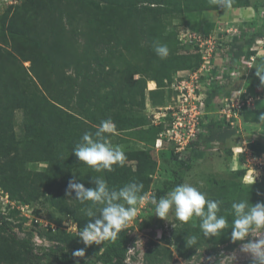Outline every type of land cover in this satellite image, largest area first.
Masks as SVG:
<instances>
[{"label": "rangeland", "instance_id": "rangeland-1", "mask_svg": "<svg viewBox=\"0 0 264 264\" xmlns=\"http://www.w3.org/2000/svg\"><path fill=\"white\" fill-rule=\"evenodd\" d=\"M29 1L0 0V36L3 23L15 16L25 21L36 19L38 11L33 4L29 5ZM237 3L239 1L232 0L231 6ZM185 16L182 13L164 14L161 21L166 32L174 36L177 50L190 57L192 67L173 71L156 93H147L144 108L140 111L147 122L144 126L121 129L115 125V134L108 140L123 151L146 150L155 160V168L141 195L150 197L154 194L159 198L179 184L190 183L207 193V198L221 202L218 215L228 220L226 229L231 232L233 202L248 199L253 204L264 202V123L254 121L256 115L264 112V85L256 75V68H264V24L258 28L262 31L261 38L247 47L243 55L235 56L229 49L230 37L227 41L221 38L222 33L228 34L225 33L226 27L215 28L213 23L192 27L187 18L197 23V15ZM231 24L233 28L239 26L235 20ZM246 27L250 31L253 26ZM240 28L243 31L241 24ZM229 29L234 34L235 29ZM198 34L206 38L210 36L214 45L212 50L208 48L209 43L198 46L196 42H189V36ZM47 40L45 36L41 38V48ZM43 52L41 49L39 54ZM19 56L23 65L28 67L30 61L24 60L20 53ZM148 84L152 85L147 81L146 89ZM183 110L191 116L195 113L193 120H189L195 124V136L181 146L169 135L175 129L176 117L184 114ZM25 122L23 108L15 109L14 138L0 141V157L5 158L9 166H14L18 180V193L10 195L3 187L0 174V221L7 227V230L0 227V264H58L48 256L29 258L12 241L13 236L32 242L36 253L44 248H54L59 253L83 249L84 256L76 257L69 264H93L107 241L86 247L77 236L78 230L90 221L85 208L91 203L81 204L75 199L74 192L71 196L66 194L68 181L73 177L66 168L60 170L59 164L58 170L47 176L41 175L48 161L35 160L42 147L37 136L25 133ZM213 122H218L224 132L204 142L202 137L207 135L208 125ZM151 126L159 130L154 140L150 133L141 131ZM157 138L161 139L159 146L156 145ZM66 152L70 154V151ZM180 160H186L190 167L182 166ZM80 164L82 177L79 183H83L84 174L91 168L83 162ZM135 167V161L125 160L120 168L134 170ZM253 169L258 175L255 183L249 186ZM55 189H59L66 202L72 205V211L56 206L44 192H54ZM153 211L151 203L137 205V216L128 225L124 264H249V256L241 251L242 242L232 241L231 235L204 238L199 219L193 217L187 224L191 230L198 228L193 230L198 243L189 247L185 237L181 242L176 239L178 235L183 238V224L171 213L169 220H164L152 214ZM78 214L81 223L76 220ZM191 230L187 237L192 236Z\"/></svg>", "mask_w": 264, "mask_h": 264}, {"label": "trees", "instance_id": "trees-1", "mask_svg": "<svg viewBox=\"0 0 264 264\" xmlns=\"http://www.w3.org/2000/svg\"><path fill=\"white\" fill-rule=\"evenodd\" d=\"M237 1L236 6L250 3L249 0ZM260 1L264 7V0H255L256 3ZM29 2L38 11L36 19L25 21L15 16L3 23L0 36V141L14 138L13 113L15 109L23 108L25 133L37 136L42 147L35 160L48 161L41 175L47 176L58 170L59 164L60 170L66 168L76 182H81V162L72 150L84 132H95L103 120H110L121 129L144 126L147 122L140 111L144 108L147 93H156L173 71L192 67L190 57L177 50L174 36L166 32L161 17L169 13L218 9L209 0ZM257 7L254 5V9ZM44 36L48 40L41 48ZM260 36L261 30L251 35L246 40L245 49ZM154 42L167 45V59L156 56ZM41 49H44L42 55L39 54ZM241 52L243 47L240 46L235 56ZM19 53L24 55V60L30 61L28 67L23 65ZM148 80L155 81V89H146ZM257 117L254 121H258ZM141 131L150 133L154 140L159 130L151 126ZM223 132L222 126L213 122L202 139L206 142ZM123 152L126 160L135 161L134 170L114 166L112 172L97 173L91 169L83 176L85 188L95 187L92 178L97 176L105 179L110 188L118 189L133 180L144 185L153 173L155 160L146 150ZM179 163L185 168L190 167L186 160ZM15 171L13 165L9 166L5 158L0 157L3 187L10 195L18 193ZM44 192L56 206L72 211V205L66 202L59 189ZM76 220L82 222L79 214ZM0 227L7 230L2 221ZM182 230L183 238L176 235L179 242L189 236L191 228L183 224ZM193 230L192 236L195 235ZM127 232L128 227L121 231L115 242L107 241L93 264H124L128 249ZM230 233L225 228L221 235L227 238ZM12 241L29 258L48 256L58 264L76 260L73 253H59L54 248H44L36 253L32 242L26 239L13 236Z\"/></svg>", "mask_w": 264, "mask_h": 264}, {"label": "clouds", "instance_id": "clouds-1", "mask_svg": "<svg viewBox=\"0 0 264 264\" xmlns=\"http://www.w3.org/2000/svg\"><path fill=\"white\" fill-rule=\"evenodd\" d=\"M217 8H230L232 0H209ZM153 51L161 60L169 56L165 44L154 42ZM256 75L264 85V68H256ZM258 122L264 123V112L259 113ZM115 125L110 120L101 121L95 132H84L80 141L72 150L78 161L95 172H112L114 166L122 167L126 155L119 146H113L108 137L115 134ZM258 173L253 169L248 185L255 183ZM95 187L85 188L76 182L75 177L68 181L66 194L75 193V199L81 204L90 202L85 208V215L92 218L86 226L78 230L77 236L87 246L101 245L105 241L115 242L122 230L137 216V205L146 202L154 206L155 214L160 219L169 220L171 214L176 221L187 224L193 217L199 219V228L204 238L221 235L228 227V220L220 212V201L207 198V193L190 183L174 187L165 196L157 198L154 194L141 195L144 185L135 180L116 189L110 188L100 176L92 178ZM234 219L231 226L232 241L242 242L241 251L249 256V264H264V202L250 203L248 200L233 202L231 205ZM197 236L186 237V245L195 246ZM83 257L84 250L73 253Z\"/></svg>", "mask_w": 264, "mask_h": 264}, {"label": "crops", "instance_id": "crops-1", "mask_svg": "<svg viewBox=\"0 0 264 264\" xmlns=\"http://www.w3.org/2000/svg\"><path fill=\"white\" fill-rule=\"evenodd\" d=\"M254 5H257V9H254ZM182 14H184L185 17H187V15H197V20L199 22L195 23L191 18H187L188 20L190 19L189 25L194 27L197 26L201 27V26H206L207 24L213 23V27H217L219 29H225V33H228L227 35L222 33L221 34V38L224 39V41H227V38L230 37V43L229 45V49L230 52L233 53L234 55H236L238 53V47H243V52H241V55L244 54L245 52V47L244 45H246V40L253 34H255L258 31V28H260V26L263 24L264 21V7L261 6V1L256 3L255 1L250 0L249 5H240V6H236L233 5L230 8H226V9H222V8H218V9H210V10H199V11H189V12H183ZM260 14H262L263 16H259ZM236 21V23H239L238 28H233V20ZM246 22H248L247 24H245ZM251 23H253V25H251ZM240 24L241 27H243V31L240 28ZM246 25H250L253 26L250 31H247V27ZM255 25V26H254ZM228 27V28H227ZM231 29H235V32H233L234 34H231L230 28ZM229 33L232 35L229 36ZM258 38L257 37L254 40V43L257 41ZM253 43V44H254ZM252 44V45H253ZM247 48V47H246ZM239 55V56H241ZM152 83V85L147 86V90H151V89H155L156 88V83L154 80H148V83ZM154 83V84H153Z\"/></svg>", "mask_w": 264, "mask_h": 264}, {"label": "built area", "instance_id": "built-area-1", "mask_svg": "<svg viewBox=\"0 0 264 264\" xmlns=\"http://www.w3.org/2000/svg\"><path fill=\"white\" fill-rule=\"evenodd\" d=\"M189 37H191L189 42H191V43L196 42L198 46H202L203 44L209 43L210 45L208 48L210 50H212V48L214 47L210 36L206 38L203 34L202 35L198 34V35H191ZM204 58H206V57L204 56ZM247 103H248V101H247ZM183 113L184 114L176 117V121L174 124L175 129H173L172 134L169 135L170 139L174 138L177 141V143H179V145H181V146H183V144H187V142H189V140L195 136V134L193 132V128H194L195 124L193 122L190 123V121H189L190 119H191V121L193 120V116H195V113L193 114V116H191V113L186 114L187 112L185 110H183ZM186 115L189 117L188 120L185 119ZM156 141H157L156 142L157 146L161 145V139L160 138H157Z\"/></svg>", "mask_w": 264, "mask_h": 264}]
</instances>
